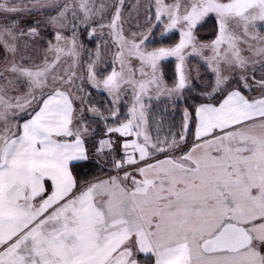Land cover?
Listing matches in <instances>:
<instances>
[{"label":"snow or ice","instance_id":"obj_1","mask_svg":"<svg viewBox=\"0 0 264 264\" xmlns=\"http://www.w3.org/2000/svg\"><path fill=\"white\" fill-rule=\"evenodd\" d=\"M126 8L0 0V264H264V0Z\"/></svg>","mask_w":264,"mask_h":264},{"label":"rangeland","instance_id":"obj_2","mask_svg":"<svg viewBox=\"0 0 264 264\" xmlns=\"http://www.w3.org/2000/svg\"><path fill=\"white\" fill-rule=\"evenodd\" d=\"M126 2H127V8L125 9V15H127L128 11L131 10L132 5L136 3V0H126ZM145 2H146V0H141V4H143ZM141 11H143V9H141ZM109 56H110V52H108L106 50L105 51V57L107 58ZM169 77H171V68H170V66H169V71L167 72V78H168V80L171 81V78H169ZM101 100H103V98Z\"/></svg>","mask_w":264,"mask_h":264},{"label":"trees","instance_id":"obj_3","mask_svg":"<svg viewBox=\"0 0 264 264\" xmlns=\"http://www.w3.org/2000/svg\"><path fill=\"white\" fill-rule=\"evenodd\" d=\"M89 47L92 48V49H94V48H95V44H94V43H93V44H90ZM170 68H171V66H170ZM169 78H171V77H169ZM168 81H169V83H171L170 80H168ZM94 96H95L96 99H99V100H101L102 98L105 99V98H104L102 95H100L99 93H94ZM177 122H179V115H177Z\"/></svg>","mask_w":264,"mask_h":264}]
</instances>
